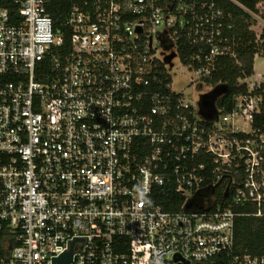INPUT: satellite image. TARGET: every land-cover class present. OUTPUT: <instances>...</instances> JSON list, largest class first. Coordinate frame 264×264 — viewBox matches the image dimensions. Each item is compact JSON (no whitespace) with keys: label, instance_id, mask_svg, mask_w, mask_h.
I'll return each instance as SVG.
<instances>
[{"label":"built area","instance_id":"obj_1","mask_svg":"<svg viewBox=\"0 0 264 264\" xmlns=\"http://www.w3.org/2000/svg\"><path fill=\"white\" fill-rule=\"evenodd\" d=\"M224 1L260 39L264 0ZM54 4L0 0V264H264L235 240L238 218H264L262 76L213 120L202 95L194 107L172 89L175 60L202 88L233 54V14L219 0Z\"/></svg>","mask_w":264,"mask_h":264},{"label":"trees","instance_id":"obj_2","mask_svg":"<svg viewBox=\"0 0 264 264\" xmlns=\"http://www.w3.org/2000/svg\"><path fill=\"white\" fill-rule=\"evenodd\" d=\"M53 1L54 5H56L66 0ZM219 1L226 11L233 14L235 28L232 33L233 37H230L233 42V54L218 57L215 61L213 73L206 81L213 87L218 85L229 86L228 93L217 101V107L220 110L231 111L236 99L250 92L247 80L254 75L257 56H264V30L261 38L258 39L256 33L251 30L255 21L250 14L238 7L227 4L224 0ZM242 2L250 10L258 12L255 8V1L242 0ZM49 9L52 13H57L56 17L58 20H62V12H57L55 6H50ZM257 122L259 126L264 127V107ZM177 199L179 201L176 208H173L167 202H161V205L166 206L171 211L178 210L182 207V199L178 196ZM235 240L238 252L253 256H264V218H238L236 221Z\"/></svg>","mask_w":264,"mask_h":264},{"label":"rangeland","instance_id":"obj_3","mask_svg":"<svg viewBox=\"0 0 264 264\" xmlns=\"http://www.w3.org/2000/svg\"><path fill=\"white\" fill-rule=\"evenodd\" d=\"M258 15L261 18L262 16H264V14H260V11L258 12ZM255 27L256 31H258L259 33L263 28L261 25L257 26L256 23ZM170 53L171 52H162V55H169ZM172 73V89L173 91L180 92L185 96L184 103L186 105L197 107L200 101V95L208 93L211 90L210 87L212 85L208 84H204L202 88H200L198 83H201V81H196L197 78L193 76V74L189 70L184 69L182 66H180L179 60L174 61V68L172 69ZM257 75H261L262 79L264 80V56H257L255 60L254 75L252 79H255Z\"/></svg>","mask_w":264,"mask_h":264},{"label":"water","instance_id":"obj_4","mask_svg":"<svg viewBox=\"0 0 264 264\" xmlns=\"http://www.w3.org/2000/svg\"><path fill=\"white\" fill-rule=\"evenodd\" d=\"M229 86L218 85L207 94L201 96L199 103V114L206 120H213L217 113V101L223 95L227 94ZM215 192V188H205L199 191L196 196L186 205V210H202L204 207V199L210 198ZM71 253L64 255L61 259L56 260L55 264H69L71 261ZM189 264V263H186Z\"/></svg>","mask_w":264,"mask_h":264}]
</instances>
